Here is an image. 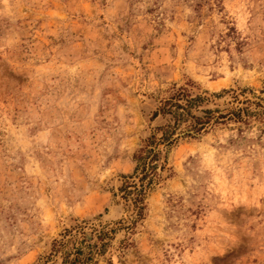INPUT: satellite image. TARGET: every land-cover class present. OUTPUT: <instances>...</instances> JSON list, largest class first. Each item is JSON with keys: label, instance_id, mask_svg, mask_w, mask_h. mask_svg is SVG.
<instances>
[{"label": "rangeland", "instance_id": "374dc122", "mask_svg": "<svg viewBox=\"0 0 264 264\" xmlns=\"http://www.w3.org/2000/svg\"><path fill=\"white\" fill-rule=\"evenodd\" d=\"M180 88L213 119L163 144L153 114ZM76 249L264 264V0H0V264Z\"/></svg>", "mask_w": 264, "mask_h": 264}, {"label": "trees", "instance_id": "16d2710c", "mask_svg": "<svg viewBox=\"0 0 264 264\" xmlns=\"http://www.w3.org/2000/svg\"><path fill=\"white\" fill-rule=\"evenodd\" d=\"M184 91H185L184 88H180V89L176 90L170 98H168L167 100L162 102L161 107L158 109L157 112H155L153 114V118H156L158 116V113H160L162 115L168 114L173 119V125L172 126L166 125L164 127L156 129L157 131L162 132L161 138L158 141L162 142L163 144L164 143L167 145L171 144V139L179 133H182L184 137H192L195 132L203 130L204 126L206 124H208L213 119V117L210 116L211 115L210 112H207V111H204L205 116L203 118L192 116V114L189 110V106L193 102H195L197 99H200V98L196 97V99H190L184 93ZM180 101H184L185 104L184 105L181 104ZM245 103H249V104L252 103V104L258 105V103H254V102H251L249 100H246V102H243V104H245ZM242 114H244V116H247L249 114V110L247 107L236 108V109L231 110L227 114H224V115L221 114L216 119L215 122H217L218 120H221V119L241 120ZM186 117H189L193 120L192 124H190V126L187 130L182 131V132H177V129L180 127V125L183 122H185ZM156 139L157 138L155 136H152L150 139H148L147 147L152 146V144H155L154 142H156ZM142 152H145V151H142ZM146 153H147V151H146ZM154 157H156V154L153 155V158ZM134 158L137 161H144V159H145V157L142 156L141 154H138ZM131 187H133V192L129 190V188H131ZM122 191L124 192V195L126 197L127 196L129 197L130 195H132L131 199H132L133 205H135V207H138L137 208V210H138L137 214H138V216L141 215L142 208L139 207L138 205L142 204V199H143L142 188L138 189L136 186L125 185L123 187ZM79 255H80V250L76 249L75 257L72 260L68 261V264L81 263V258Z\"/></svg>", "mask_w": 264, "mask_h": 264}]
</instances>
